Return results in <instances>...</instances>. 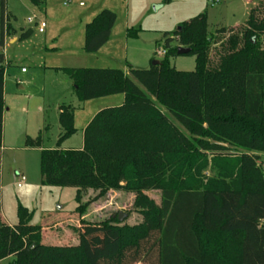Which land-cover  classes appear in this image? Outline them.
I'll use <instances>...</instances> for the list:
<instances>
[{"label": "trees", "instance_id": "1", "mask_svg": "<svg viewBox=\"0 0 264 264\" xmlns=\"http://www.w3.org/2000/svg\"><path fill=\"white\" fill-rule=\"evenodd\" d=\"M256 6L244 25L214 34L204 14L181 23L164 34L165 55L147 69H54L72 82L79 103L114 95L123 103L95 114L81 149H61L77 132L71 106L59 108L54 149L41 148V134L27 138L26 148L40 150L41 184L75 189L80 218L87 191L97 193L94 201L110 191L133 194L142 223L81 221L77 245L47 246L42 228L29 226L19 208L17 225L0 220V264H264V172L257 163L264 154V0ZM5 17L0 0V48L16 34ZM115 21L103 10L86 24L85 54L105 46ZM31 35L21 32L18 41ZM126 36L137 38V31ZM179 47L189 49L193 72L171 67ZM3 62L0 53V149ZM149 191L160 193L159 207L144 195Z\"/></svg>", "mask_w": 264, "mask_h": 264}, {"label": "rangeland", "instance_id": "2", "mask_svg": "<svg viewBox=\"0 0 264 264\" xmlns=\"http://www.w3.org/2000/svg\"><path fill=\"white\" fill-rule=\"evenodd\" d=\"M212 1L217 3L211 6L209 0H169L168 3L165 0H45L43 5L35 6L31 0H5V24L16 31L15 36L19 37L26 30L32 31L29 39L15 45L8 44L11 37L5 36V46L0 48V53L9 61V64L4 62L2 65L5 70L7 103L10 104L13 96L18 94L30 97L27 104L23 100L19 102L18 110L15 107L14 120L8 124L16 147L8 149L5 146L0 150V220L5 226L18 224V210L22 208L29 217V226L45 228L42 244L47 246L77 244V231L82 226L79 215L75 213L78 207L75 189L43 186L40 150L26 148L25 142L27 138L34 140L41 134V148L54 149L58 134V109L72 106L75 110L74 127L78 131L65 146L80 147L82 130L95 116L97 102L79 103L71 86L66 89L64 98L57 101L56 90L53 91L49 85L56 74H44L41 63L44 62V66L53 64L63 67L71 64L72 57H94L83 52L84 29L103 10L113 12L116 21L109 41L98 52L106 55L110 53L116 59H121L111 65L107 63L106 67L123 69L126 66L125 54H128L129 58L134 56L138 60V68L147 69L154 61L159 62L163 58L156 51L163 49L164 34L174 32L181 23L204 14L210 34L221 28L234 29L244 25L249 12L260 3V0ZM29 19L34 22L29 23ZM38 21L45 23V36L37 32L35 22ZM128 29L137 31V38H127ZM43 37L45 50L42 47ZM218 47L212 50L213 61L216 60ZM151 49L153 54L147 61L145 54ZM99 64L86 60L78 65L91 68ZM170 65L180 72H193L195 67L194 58L188 56L174 57L170 59ZM21 69L27 74L22 75ZM58 77L69 83L64 74ZM120 97L115 106L122 105L123 96ZM21 108L27 109V112L22 113ZM162 111L170 118L167 112ZM23 135L27 138L21 140ZM19 137L20 141H17ZM257 163L264 172V154L258 153ZM20 176L25 178V182L17 188ZM96 194L87 191L81 201V204L87 203L83 214L87 225L98 226L106 222L114 226L134 227L142 223L138 210L133 207L135 195L110 191L94 201ZM144 195L157 207L160 206L159 192L149 191ZM119 215L123 217L121 222H118Z\"/></svg>", "mask_w": 264, "mask_h": 264}, {"label": "crops", "instance_id": "3", "mask_svg": "<svg viewBox=\"0 0 264 264\" xmlns=\"http://www.w3.org/2000/svg\"><path fill=\"white\" fill-rule=\"evenodd\" d=\"M15 35L10 36L11 38L9 39L8 44L15 45L17 42H19L18 41V36H15ZM40 35H42V36L44 35L45 36L46 35V32H44L43 34H40ZM43 45H42L43 50H45L46 44H45V38L44 37H43ZM4 46H5V40H4ZM151 53L153 54V49H151L150 52L149 51H146V54H145V57L146 58H145V60H147V61L150 60ZM99 54H100L99 52L98 53H95V55L94 54H89L88 56H94V57H90L89 59H86L85 57H82V56H78L77 58L76 57H72L71 58L72 59L71 60L72 62H70L71 64L69 66H63V67H61V66H54L53 64H48L47 66H44L45 63L44 62L41 63V66L40 67L43 68L41 70L44 72V74H46L47 72H53L54 74H56V77L54 79H52V81H50L49 85H50V87H51V89L53 91H54V89L56 90V96L58 97L57 98V101H61V99L64 98L65 94L67 93L66 92L67 91L66 89H68V87L71 86V88H72V82L68 79L69 80V83H70V85H69V83L65 79H59L58 76L60 74H62V73L56 72L54 70L55 68H85V66H80L78 64H81V63H83L86 60H89V61L93 60L94 62L101 63V64H99V66H95V67H91V68H97V69H102V68L117 69V70H121L124 74H128V66H131L132 68H136V69H144V68H138L139 67L138 66L139 65L138 64V60L134 56H132L131 58H129V55L128 54H125L124 62L126 61L125 62L126 66L123 69L113 68V66L106 67L107 63H109L111 65L112 63H117V62L121 61V59H119V58L116 59V57L113 56L110 53H108V55H106L104 53H101L100 55ZM3 56H4V62L6 64H9V61H7L6 56L5 55H3ZM22 70L23 69H21V71H20L21 74L22 75H26L27 72H22ZM4 77H5V72H4ZM20 90H22L21 87H20ZM120 96L121 95H114V96H108V97L100 98V99H97V100H93V101L97 102V104L95 103V106L98 108V110L96 111V113L99 112L102 109H105V108L116 107L115 105L117 103H119V101L121 99ZM29 100H30V97L29 96H22L21 94H18L16 96H13L12 102L10 104L7 103L6 86H5V78H4V106H5V110H4V114H3V140H2V148H4L5 146L8 149H13L14 147H16L15 146V142L11 139V134L9 133L8 124H9L10 120H14V117H15L14 115L16 114L15 107L18 110L19 104H20L19 102L20 101L26 102V104H27V102ZM21 109H22L21 110L22 113L25 114L27 112V109H25V108H21ZM58 114H59V109H58ZM89 122H90V120L87 122V124ZM87 124H86V126H87ZM60 133H61V130H60V127H59V124H58V134H57V138L59 137ZM23 137H25V139L27 138L26 136L23 135L22 138H21V140L23 139ZM57 138H56V141H57ZM82 138H83V130H82ZM18 139L19 140H17V141H20V137ZM68 140H66L62 144L61 149H63V150H72V149H81L82 148V144H81L80 147H77V148H71L70 146H65L66 145L65 143H67ZM85 218H86V216H82L80 218V220L81 221H85ZM77 228H79V227L77 226ZM44 239H45V228L44 229L42 228V240H44ZM77 241H78V236L76 237V241L75 242H77ZM77 244H75V245H77ZM9 260L10 259H7L4 262H8Z\"/></svg>", "mask_w": 264, "mask_h": 264}, {"label": "built area", "instance_id": "4", "mask_svg": "<svg viewBox=\"0 0 264 264\" xmlns=\"http://www.w3.org/2000/svg\"><path fill=\"white\" fill-rule=\"evenodd\" d=\"M216 3H217V1L209 0V4L211 6L215 5ZM28 22L29 23H33L34 21L32 19H29ZM35 25H36V28H37V32L39 34H43L45 32L46 26H45V23L43 21L35 22ZM262 47L264 49V39H263ZM156 54L164 56L165 55V51L163 49H158L156 51ZM22 72H25V70L23 69ZM23 182H25V178L23 176H20V182L18 183L17 188H20L21 187V183H23Z\"/></svg>", "mask_w": 264, "mask_h": 264}, {"label": "water", "instance_id": "5", "mask_svg": "<svg viewBox=\"0 0 264 264\" xmlns=\"http://www.w3.org/2000/svg\"><path fill=\"white\" fill-rule=\"evenodd\" d=\"M188 53H189V49L180 48V47L177 49V55H178V56H185V55H187ZM157 64H158V62H156V61H154V62L152 63V65H157ZM122 219H123L122 215H119V216H118V222H121Z\"/></svg>", "mask_w": 264, "mask_h": 264}]
</instances>
